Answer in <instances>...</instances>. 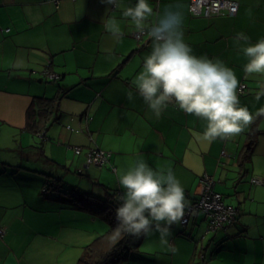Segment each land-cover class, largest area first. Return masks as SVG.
Masks as SVG:
<instances>
[{"label": "crops", "instance_id": "0c3cea01", "mask_svg": "<svg viewBox=\"0 0 264 264\" xmlns=\"http://www.w3.org/2000/svg\"><path fill=\"white\" fill-rule=\"evenodd\" d=\"M189 1L181 0L186 43L197 56L219 58L235 71L240 85L247 84L244 91L238 87L241 106L255 116L264 108V96L255 99L264 87V75L245 74L248 58L232 38L239 32L252 43L264 38V0H237L236 13L210 16L190 13ZM173 2L149 0L154 12ZM124 3L133 6L136 0ZM109 8L100 0H0V125L31 134L19 146L6 147L18 154L0 157V227L5 230L0 234V264H74L81 253L78 249L84 250L88 242L76 241L72 235L76 227L72 214L76 212L77 218L84 209L64 204L56 191L45 190L48 175L65 181L64 173L75 166L80 174L102 184L100 194H105V187L119 194L117 172L134 164L138 154L153 168L171 167L190 203L202 194L204 172L211 174L215 189L238 213L232 223L213 233L207 232L208 220L201 212L185 226L174 225L170 243L178 249L176 254L159 243L158 233L132 236L139 246L118 264H198L199 242L200 264H211L206 260L212 258L215 263L225 249L247 252L243 242H251L264 263V184L252 181L254 175L264 178V115L240 134L212 143L202 138L206 121L173 105L157 119L133 85L150 42L139 40L134 24ZM109 15L120 23L123 36L119 39L102 25V18ZM129 90L134 93L131 101L126 95ZM60 93L56 118L44 132H33L27 114L31 104L38 97ZM255 126L259 131L251 158L242 163L240 150ZM77 144L110 151L109 162L104 166L88 163L83 152L75 151ZM72 148L70 163L63 164L64 154ZM15 188L24 197L16 199ZM74 240L75 244L70 242Z\"/></svg>", "mask_w": 264, "mask_h": 264}, {"label": "clouds", "instance_id": "9594fccd", "mask_svg": "<svg viewBox=\"0 0 264 264\" xmlns=\"http://www.w3.org/2000/svg\"><path fill=\"white\" fill-rule=\"evenodd\" d=\"M130 20L139 34L150 36V51L143 57L142 69L133 85L152 114L158 119L173 105L178 111L206 121L203 140L228 139L243 132L254 119L264 115V108L255 116L247 106H241L238 95L240 81L235 71L219 58L197 56L185 41L184 4L174 0L154 12L149 0H136L133 6L124 0H100ZM108 9V10H109ZM106 32L119 39L123 36L115 15L102 18ZM235 47L248 62L245 74L264 75V38L256 43L244 32L233 38ZM127 99L133 100L129 90ZM264 87L256 94L259 101ZM121 192L115 197L116 232L136 238L159 234V243L176 254L170 243L172 228L183 222L190 202L185 189L169 166L153 168L143 155L125 171L117 172Z\"/></svg>", "mask_w": 264, "mask_h": 264}, {"label": "trees", "instance_id": "16d2710c", "mask_svg": "<svg viewBox=\"0 0 264 264\" xmlns=\"http://www.w3.org/2000/svg\"><path fill=\"white\" fill-rule=\"evenodd\" d=\"M62 96V93L55 97L41 96L37 98L35 103L31 104L27 114L31 121L29 128L33 132H44L43 129L48 126L49 122L56 118H53V115L60 108ZM258 131L259 129L255 126L248 135V141L242 146L239 154L242 163H246L250 160ZM48 177L45 185L47 190L56 191L60 196L59 200L61 202L90 211L91 213L101 211L103 216H106V219L110 223V228L106 233L97 236L93 242L85 245L83 253L76 264H118L123 258L127 257L132 250L137 249L139 242L132 241L131 235L124 232H116L117 221L114 212L117 206L115 197L118 194L116 191H112L110 188L105 187L106 192L104 195H101L92 191L88 192L85 189L79 188L77 185L71 184V186H66V182L62 177L55 175H48ZM203 256V260H206L205 253ZM206 262L209 263L207 260Z\"/></svg>", "mask_w": 264, "mask_h": 264}, {"label": "rangeland", "instance_id": "374dc122", "mask_svg": "<svg viewBox=\"0 0 264 264\" xmlns=\"http://www.w3.org/2000/svg\"><path fill=\"white\" fill-rule=\"evenodd\" d=\"M41 85L36 84V86L40 87V88H41ZM48 85H50V87H53V82L48 81ZM42 86H44V84ZM42 88L44 89V87H42ZM57 125H58V123H55L51 126L52 127L51 132L53 131V128L56 127ZM15 133H16V135H14ZM25 135L30 136L31 134L28 133L27 131L22 132V131L16 130V132H15V131L7 128V126H5V125H3V126L0 125V157H3V158L4 157H11L12 155L14 156L15 154H18V152L16 150L7 151L6 147L7 146L8 147H15L16 145L19 146V143L21 141H23V138H25ZM24 142H25V139H24ZM58 142H61V141L57 140V143ZM12 144H16V145H12ZM74 146H82V145L77 144ZM88 149H89V147H83V151H82L84 154L83 156H85V153L88 151ZM54 153H55V151H54ZM73 155H74V149L69 154L65 153L63 164L64 163H67V164L70 163V159L73 157ZM77 156L82 157V155H77ZM93 167H95V166H93ZM59 168L62 170L61 167H59ZM254 176H256V175H254ZM254 176H252V178ZM64 178H65L66 186H71V184H74V183L79 184L81 187H83V189L87 190L88 192L92 191V192L97 193V194H100V192L104 189L101 183H97L96 179H94V178L89 179L88 176H85L84 174L83 175L80 174L77 171L75 166H73L71 171L64 173ZM13 190L16 193V199L19 200L20 197L21 198L24 197V194L22 193L21 190H19L17 188H15ZM36 190H38V188ZM36 193H38V191H36ZM101 195H103V194H101ZM62 203H64V202H62ZM66 211H69V210H66ZM66 211H64V213H67ZM75 213L76 212H74L72 215H73V223L76 225V227H74L73 232H71V233L75 237L76 241L85 240L88 242L87 244H90L91 242H93L96 239L97 236H100L101 234L106 233L107 230L110 228V223L106 219V216H103V213L101 211H99L97 213H91L89 211V214H88V212H86V210L85 211L81 210V212H79L80 214H78L77 218L74 216ZM68 215L69 214H65V215H63V217H67ZM207 232L213 233L214 231L209 230ZM75 240L70 241V242L71 243L74 242L73 244H75V242H76ZM77 244L79 245L80 243L77 242ZM198 244H199V247L197 248V251H196L197 253L195 252L196 253L195 260L198 262V264H200L201 263L200 251L202 249V244H201V242H199ZM243 244L246 247H248L247 252L242 253L240 251V249L239 250L235 249V251H234L233 248H231V251L228 249H225L224 251H222L221 256L217 259V261L215 263H213V261H212L213 258L210 259L209 262L211 264H264L263 261L261 260L262 256L260 254V251L258 249L255 250L254 245L251 244V242H243ZM231 245H233V244L231 243ZM206 248L209 251V253L211 254V249L209 250L210 246L207 245ZM79 252H81L80 253V256H81L83 253V250L81 251V249H78V254H79ZM80 256L77 258V261H75L74 264H76L78 262V259L80 258ZM256 260H259V263L256 262ZM62 264H65V263L62 262Z\"/></svg>", "mask_w": 264, "mask_h": 264}, {"label": "built area", "instance_id": "2783aa9c", "mask_svg": "<svg viewBox=\"0 0 264 264\" xmlns=\"http://www.w3.org/2000/svg\"><path fill=\"white\" fill-rule=\"evenodd\" d=\"M57 3L60 0H55ZM239 2L237 0H190L189 11L194 15L210 16L213 14H222L228 12L234 14L238 11ZM9 30V28H7ZM134 35L145 44L150 42V36L147 33L139 34L138 30ZM145 39V41H144ZM52 78H59L57 73L48 72ZM246 83L240 85V91H244ZM71 128V125H68ZM75 151L81 153L82 146H75ZM223 153L225 151L223 150ZM86 161L98 166L107 164L110 159L111 152L101 148L100 146H93L85 153ZM202 194L198 199H195L186 208L185 216L183 218V225H187L195 213L202 212L208 218V230L216 231L225 228L232 223L238 213L235 206L228 204L222 194L215 189L216 179L209 173L205 172L202 176ZM253 182L263 183L264 178L255 176L252 178ZM47 190V187H44ZM5 233L4 228L0 227V234Z\"/></svg>", "mask_w": 264, "mask_h": 264}]
</instances>
